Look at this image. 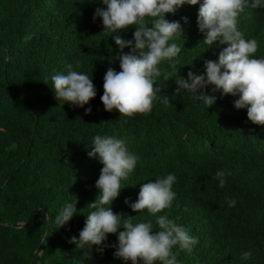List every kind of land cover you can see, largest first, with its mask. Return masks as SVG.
Wrapping results in <instances>:
<instances>
[{
	"label": "trees",
	"instance_id": "trees-1",
	"mask_svg": "<svg viewBox=\"0 0 264 264\" xmlns=\"http://www.w3.org/2000/svg\"><path fill=\"white\" fill-rule=\"evenodd\" d=\"M96 7L106 6L99 0H0V264H125L112 247L101 253L93 246L85 254L69 243L99 192L95 182L103 165L87 154L96 134L124 138L140 157L110 205L124 218L151 220L158 230L155 216L134 211L125 198L135 201L148 179L176 175L172 205L158 215L166 213L196 238L191 251L174 249L181 264H264V124L252 123L231 94L216 92L207 108L186 91L175 92L179 75L204 72V61L218 60L227 45L217 41L207 48L202 41L199 4L166 13L184 26L176 40L178 70L163 63L172 77L157 78L160 98L149 114L109 112L100 96L108 67L120 70L119 50L102 18L93 20ZM238 28L258 41L255 55L264 56V8L247 7ZM134 31L129 26L120 35L132 39ZM77 62V70L93 73L97 88L84 107L61 102L51 81ZM89 106L91 113L85 112ZM218 169L227 173L223 187L213 178ZM75 200L78 212L65 226L49 223L48 214L54 218L65 201ZM116 240L110 233L106 243ZM246 250L252 252L248 259L241 255Z\"/></svg>",
	"mask_w": 264,
	"mask_h": 264
},
{
	"label": "clouds",
	"instance_id": "clouds-1",
	"mask_svg": "<svg viewBox=\"0 0 264 264\" xmlns=\"http://www.w3.org/2000/svg\"><path fill=\"white\" fill-rule=\"evenodd\" d=\"M106 7H96L93 20L102 18L103 30L119 50L116 59L120 70L108 67L104 74L103 94L100 99L104 109L118 110L121 115L149 114L154 102L160 98L161 88L154 86L157 78L167 80L172 77L162 67L167 62L172 72L177 71L181 46L176 40L184 35L180 20L165 18L166 13H175L184 4H199L197 26L204 34L203 42L210 48L215 42L226 44L218 55V60L204 61L205 71L194 73L191 69L185 78L175 79V92L186 91L203 105L210 107L221 95L231 94L237 109L247 108V117L254 124H264V56H256L259 44L255 38H245L238 28V17L247 7L264 8V0H99ZM185 23L188 17H181ZM135 26L133 38L120 35L122 30ZM128 48L129 51H124ZM115 59V60H116ZM67 71L51 75L55 96L63 103L84 107L96 97L97 88L93 83V73L77 70L80 65L69 63ZM212 85L211 90L208 86ZM164 102L169 98L164 95ZM91 106L85 112L91 113ZM88 156L98 158L103 165L95 182L99 190L91 203L94 209L86 215L79 235H72L69 243L85 254H91L93 246L103 252L106 247L115 249L113 256L127 264H181L174 249L191 251L196 238L183 225L177 224L161 210L170 208L176 196L173 185L177 180L174 173L158 176L156 179L140 183L138 198L132 201L126 197L125 203L138 213L146 210L155 216L158 230H154L151 220L124 218L110 207L136 168L140 157L131 151L126 140L115 135L96 134L88 142ZM227 173L218 169L214 179L223 187ZM228 205L236 201L226 197ZM77 200L65 201L53 218L47 220L58 229L65 226L78 212ZM123 229L118 231L119 229ZM116 234L117 240L106 243L108 234ZM242 257L252 256L246 250Z\"/></svg>",
	"mask_w": 264,
	"mask_h": 264
}]
</instances>
